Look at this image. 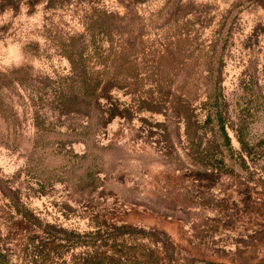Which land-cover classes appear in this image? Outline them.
Segmentation results:
<instances>
[{"label":"rangeland","instance_id":"1","mask_svg":"<svg viewBox=\"0 0 264 264\" xmlns=\"http://www.w3.org/2000/svg\"><path fill=\"white\" fill-rule=\"evenodd\" d=\"M9 4L0 264H264V0Z\"/></svg>","mask_w":264,"mask_h":264},{"label":"trees","instance_id":"2","mask_svg":"<svg viewBox=\"0 0 264 264\" xmlns=\"http://www.w3.org/2000/svg\"><path fill=\"white\" fill-rule=\"evenodd\" d=\"M12 0H1V4H2V6H3V8H6L8 5H10L9 3L11 2ZM133 1H138V0H133ZM252 1H254V0H252ZM76 77H77V74L75 75ZM78 78V80H79V88L81 89V91H82V93L84 94V95H88V94H92V95H95L96 94V92H97V84L95 83V82H91L90 81V78H86L85 76H79V77H77ZM219 93H220V91H219ZM220 96V95H219ZM219 98L220 97H217V100H219ZM219 107V106H218ZM218 113V112H217ZM217 115V119H218V121H219V123H221V130H222V133H223V135H224V137H225V139H226V141L228 142V143H230V137L228 136V133H227V130H226V126H225V124L221 121V119H222V115L221 114H216ZM208 121L209 120H211V117L209 116L208 117V119H207ZM10 191H12V190H10ZM13 192V191H12ZM14 193V192H13ZM9 198H10V202L12 201V202H14L15 201V199H17V201H18V199H19V197L18 196H16V198L14 197V196H9ZM16 210V212H19L20 210L19 209H17V208H15ZM20 213V212H19Z\"/></svg>","mask_w":264,"mask_h":264}]
</instances>
